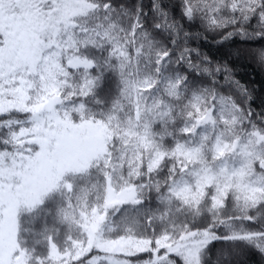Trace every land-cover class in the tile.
I'll list each match as a JSON object with an SVG mask.
<instances>
[{
  "label": "snow or ice",
  "instance_id": "snow-or-ice-1",
  "mask_svg": "<svg viewBox=\"0 0 264 264\" xmlns=\"http://www.w3.org/2000/svg\"><path fill=\"white\" fill-rule=\"evenodd\" d=\"M233 57L264 68V0H0V264H264Z\"/></svg>",
  "mask_w": 264,
  "mask_h": 264
},
{
  "label": "trees",
  "instance_id": "trees-1",
  "mask_svg": "<svg viewBox=\"0 0 264 264\" xmlns=\"http://www.w3.org/2000/svg\"><path fill=\"white\" fill-rule=\"evenodd\" d=\"M198 43L201 45L203 52L217 60L223 57L225 51H235V48H223L221 45L215 43L210 36L207 41L201 40ZM233 61L234 62H231L229 66L233 68L236 78L243 84L254 89V95L256 96L255 103L257 105L264 103V68L253 66L246 60H235V57H233ZM217 247H219V245H217ZM252 259L256 260L257 258L253 257Z\"/></svg>",
  "mask_w": 264,
  "mask_h": 264
}]
</instances>
